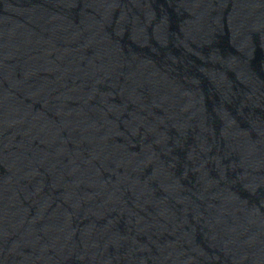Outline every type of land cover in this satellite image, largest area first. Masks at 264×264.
<instances>
[{
	"label": "water",
	"instance_id": "obj_1",
	"mask_svg": "<svg viewBox=\"0 0 264 264\" xmlns=\"http://www.w3.org/2000/svg\"><path fill=\"white\" fill-rule=\"evenodd\" d=\"M0 264H264V0H0Z\"/></svg>",
	"mask_w": 264,
	"mask_h": 264
}]
</instances>
